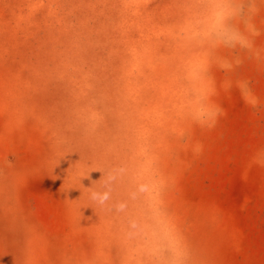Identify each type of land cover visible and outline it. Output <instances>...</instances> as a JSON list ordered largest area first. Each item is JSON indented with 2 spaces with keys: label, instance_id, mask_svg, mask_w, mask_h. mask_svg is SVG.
Returning a JSON list of instances; mask_svg holds the SVG:
<instances>
[{
  "label": "rangeland",
  "instance_id": "obj_1",
  "mask_svg": "<svg viewBox=\"0 0 264 264\" xmlns=\"http://www.w3.org/2000/svg\"><path fill=\"white\" fill-rule=\"evenodd\" d=\"M0 264H264V0H0Z\"/></svg>",
  "mask_w": 264,
  "mask_h": 264
}]
</instances>
